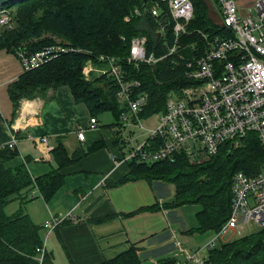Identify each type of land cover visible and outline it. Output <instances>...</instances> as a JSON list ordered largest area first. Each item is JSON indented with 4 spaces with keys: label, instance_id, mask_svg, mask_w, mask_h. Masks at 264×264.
Masks as SVG:
<instances>
[{
    "label": "trees",
    "instance_id": "1",
    "mask_svg": "<svg viewBox=\"0 0 264 264\" xmlns=\"http://www.w3.org/2000/svg\"><path fill=\"white\" fill-rule=\"evenodd\" d=\"M155 1L9 0L0 5L8 17L7 24H0V50L15 55L19 50L35 52L55 41L75 49L47 60L39 67L21 71L5 88L11 103L16 105L22 98L50 99L54 97L56 87L66 85L73 100L88 107L90 116L96 118L98 114L107 111L114 117L108 127H113L116 136L114 144L122 150L123 159L127 144L122 135L125 129L120 124V113L126 110V106L116 99L113 80L96 76L85 78L80 71L86 59L100 65V55L113 57L119 62L125 80L138 82L134 90L147 93V106L139 115L162 112L167 94L178 91L188 81L185 78L184 60L176 55H165L171 37V19L162 12L161 7L156 16L144 10L146 5L150 7ZM191 2L193 15L186 24V33L181 37V43H200L202 33L206 34L207 39L214 35L230 34L225 27L209 22L204 0ZM135 8L139 9L140 14H132ZM160 24L166 29L165 34L158 33ZM137 35L146 36L148 53H153L156 58L163 54L165 56L149 65L128 61L129 40ZM179 51L185 58L191 55L189 49ZM50 90L51 93L47 95ZM64 138L65 135L54 139L51 149L54 168L38 176L29 174L24 161L11 163L18 154L15 149L0 147V264H38L36 248L43 246L41 226L33 223L22 212V208L6 214L4 211L7 203L13 198H19L20 203L24 202V198L30 199L33 188L39 191L40 197L48 200L64 181L59 170L100 147L98 143L87 147L78 145L68 152L63 144ZM261 157L259 144L248 135L236 149L226 151L220 148L213 156H207L200 150H181L173 155L174 160L171 162L166 159L154 162H142L136 158L123 160L127 162L128 172L116 183L143 178L147 182L158 179L172 184V199L164 203L163 208H176L186 203L199 205L196 226L183 232L197 234L208 230L217 231L229 215L230 177L238 170H257ZM169 233L170 230L166 229L143 239H155L162 234L167 239ZM139 243H132L127 250L100 264H142L159 256L147 254L149 249L140 247ZM170 247L167 248L169 252L172 249ZM205 253L201 264H264V226L226 243L220 241L218 245L206 249ZM42 259L44 263L49 261L46 249ZM179 261L175 255L162 253L153 264H177Z\"/></svg>",
    "mask_w": 264,
    "mask_h": 264
},
{
    "label": "built area",
    "instance_id": "2",
    "mask_svg": "<svg viewBox=\"0 0 264 264\" xmlns=\"http://www.w3.org/2000/svg\"><path fill=\"white\" fill-rule=\"evenodd\" d=\"M219 16L218 25L229 30V35H214L207 39L206 34L199 37L200 43H181L186 33V24L192 18L191 0H156L150 7H144L146 13L156 16L159 7L171 19V37L166 45L165 55L177 56L185 62L187 84L178 91L167 94L165 107L160 113L159 122L153 129L147 130L139 123L151 115L142 116L140 112L147 106V93L136 92V80H125L117 59L100 55V65L86 59L81 75L109 78L116 87V99L123 102L126 110L120 113L121 126L134 125L146 129L147 136L130 143L126 139L127 151L122 160L136 158L142 162L170 160L176 152L202 151L213 156L221 148L226 151L239 147L248 135L255 138L262 152L263 160L255 171L238 170L230 177L229 215L221 227L215 231L205 249L212 248L221 240L227 230H234L249 221L264 226V0H254L244 12L238 11L235 0H214ZM144 2V1H143ZM139 9L132 10L138 15ZM128 19V17H126ZM7 12L0 8V24L8 23ZM166 29L159 25L158 33L165 34ZM146 36L137 35L129 40L127 59L130 62L153 64L162 56H154L146 49ZM189 49L190 57H183L179 50ZM75 51L73 47L59 41L43 46L35 52L19 50L16 57L22 71L39 67L62 53ZM97 123L90 116L87 128ZM76 136L81 141L84 131L77 129ZM32 140L46 142L47 137L29 136ZM15 138L0 144L13 148ZM41 229L46 234L70 218L68 213L51 215ZM176 231L171 229L169 237L178 253L184 255L177 264L193 262L201 264L198 249L185 248L176 239ZM43 245V243H42ZM45 245L37 247L38 264L44 263L42 256Z\"/></svg>",
    "mask_w": 264,
    "mask_h": 264
},
{
    "label": "crops",
    "instance_id": "3",
    "mask_svg": "<svg viewBox=\"0 0 264 264\" xmlns=\"http://www.w3.org/2000/svg\"><path fill=\"white\" fill-rule=\"evenodd\" d=\"M206 1L212 6L210 15L217 19L215 1ZM253 1L235 0L241 13H245V8L251 6ZM21 71L15 54L0 50V144L11 137L15 138L12 149L18 154L11 160L12 164L24 161L29 174L38 176L55 166L51 149L57 136L65 135L63 144L68 152L78 145L87 147L100 144L97 150L86 153L77 162L59 170L64 181L48 200L40 197L36 188L31 190L30 199L24 198L22 203L19 198H13L16 201L13 211L19 208L23 210L28 203L34 205V209L24 212L39 226L51 215L69 214L70 218L51 232L46 234L43 228L40 229L48 263L100 264L127 250L132 243L139 242L140 247L148 248L150 252L160 251L161 254L175 255L182 260V255H177L176 249L170 252L162 249V235L148 244L143 239L166 229L175 230L177 240L180 234H193L183 232L186 228L180 226L181 218L175 212L176 208L162 207V202L171 198H162L151 185L152 182L143 178L116 183L128 171L127 162L121 158L122 150L114 144L116 136L113 127H108L114 117L109 112L107 116V111L102 112L96 117V128H87L89 109L84 103L73 100L66 85L56 87L54 97L50 99L22 98L13 105L5 88ZM50 93L51 90L47 95ZM77 129L84 131L81 141L76 136ZM31 135L38 138L46 136V142L32 140ZM138 208H141L140 211H137ZM171 213H175L176 218ZM157 259L150 258L142 264H153Z\"/></svg>",
    "mask_w": 264,
    "mask_h": 264
},
{
    "label": "rangeland",
    "instance_id": "4",
    "mask_svg": "<svg viewBox=\"0 0 264 264\" xmlns=\"http://www.w3.org/2000/svg\"><path fill=\"white\" fill-rule=\"evenodd\" d=\"M205 4H206V7H205V13L207 14L208 18H209V22L211 24H214L216 25L219 21V18L217 16V19H214L210 14V8L212 7L210 5V3H208V1L204 0ZM217 15V13H216ZM17 58V57H16ZM49 92V91H48ZM109 115V113L107 114V116ZM160 120V116L154 114V115H151L149 117H146L144 119L141 120V122L139 123L143 128H146L147 130H150V129H153V127L155 126V124L157 122H159ZM146 129H141V128H136V126L134 125H127L125 127V130H123V138L126 140L128 139L130 143H134L135 144V141H140L142 139H144L147 134L144 133V131ZM198 156H201L200 154H198ZM174 160L173 158L168 160V161H172ZM263 160V157H261V159L258 161H262ZM151 185H153L154 189L156 190L157 193H159L162 198H171L172 196V191H173V185L172 184H166L165 181H162V180H158V179H154L153 181L151 180ZM172 199V198H171ZM171 199H169L168 201H163L162 202V205L164 203H168ZM16 201L13 199H11L6 207H5V213L6 214H10L11 212H13V210H15V208H13V206L15 205ZM31 209H34V205L28 203L27 205H24L23 206V213H25L24 211H29ZM199 209V205L196 203H186V204H183L182 206H178L176 207L175 209V212H177V214L179 215V217L181 218V223H180V226L182 227H185L186 229L188 228H191V227H194L196 226V212L197 210ZM172 214V217L173 218H176V214L175 213H171ZM261 227L258 226L257 224L255 223H252V221H249L248 223L246 224H243V225H240L239 228H236L234 230H227L224 234L221 235V240L222 242H225L226 241H230V240H233L235 239L236 237L239 238V236H242V235H246L248 233H253L254 231H258ZM182 231V230H181ZM215 231L213 230H208V231H205V232H197L196 233H193L192 235H182L180 234L179 235V240L186 246L185 248H196L198 249V257L199 258H202L203 256L206 255L205 253V245L211 240V237L213 235ZM147 241H145L147 244L150 243L151 241L150 240H154L153 238L149 239H145ZM183 240V241H182ZM161 245H163L162 249H167L170 247V244L172 245V250L171 251H174L176 246L174 243H170L171 241H169L168 239H165L164 235L162 234L161 236ZM218 241L217 242V245L218 243L220 242ZM144 244V243H143ZM147 254H154V255H161L160 251H151V252H146ZM179 255V254H178ZM158 256V257H159ZM184 256V255H183ZM156 257V258H158ZM155 258V259H156Z\"/></svg>",
    "mask_w": 264,
    "mask_h": 264
},
{
    "label": "water",
    "instance_id": "5",
    "mask_svg": "<svg viewBox=\"0 0 264 264\" xmlns=\"http://www.w3.org/2000/svg\"><path fill=\"white\" fill-rule=\"evenodd\" d=\"M9 0H0V5L4 4L5 2H7ZM144 1V0H143Z\"/></svg>",
    "mask_w": 264,
    "mask_h": 264
}]
</instances>
